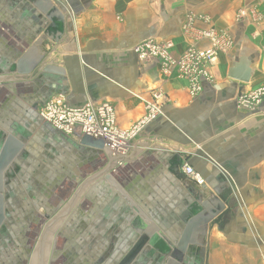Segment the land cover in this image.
<instances>
[{
	"label": "crops",
	"instance_id": "crops-1",
	"mask_svg": "<svg viewBox=\"0 0 264 264\" xmlns=\"http://www.w3.org/2000/svg\"><path fill=\"white\" fill-rule=\"evenodd\" d=\"M54 7L61 18L48 15ZM210 30L230 43L195 95L176 67L164 74L160 59L133 50L154 39L179 58L208 48ZM238 64L247 83L229 76ZM15 75L25 78L0 81V150L11 137L20 143L0 185L4 224L18 237L5 264H30L47 223L86 179L47 264H264V104L237 103L264 89V0H0V76ZM55 96L109 101L121 129L148 105L159 113L119 168L106 149L43 119ZM219 207L204 230L200 216Z\"/></svg>",
	"mask_w": 264,
	"mask_h": 264
},
{
	"label": "built area",
	"instance_id": "built-area-1",
	"mask_svg": "<svg viewBox=\"0 0 264 264\" xmlns=\"http://www.w3.org/2000/svg\"><path fill=\"white\" fill-rule=\"evenodd\" d=\"M211 40L208 48L190 46L179 58H174L168 43H158L154 39L144 40L133 47L140 59L158 58L162 63V71L169 74L172 67L188 79L191 92L195 95L201 90V80L212 81L209 65L218 52L229 45V40L210 30L204 33ZM240 107L255 111L264 104V89L240 94L237 99ZM159 113V109L148 105L147 115L127 129L116 125L114 107L109 101H88L73 106L63 96L49 99L40 109V115L55 128L74 137L85 135L102 139L105 149L114 157L117 167L124 164L130 150V141L142 132ZM184 173L196 184L203 185L204 179L191 166L184 165Z\"/></svg>",
	"mask_w": 264,
	"mask_h": 264
},
{
	"label": "water",
	"instance_id": "water-1",
	"mask_svg": "<svg viewBox=\"0 0 264 264\" xmlns=\"http://www.w3.org/2000/svg\"><path fill=\"white\" fill-rule=\"evenodd\" d=\"M85 2L86 0H81ZM64 11L63 8H61ZM49 16L53 18H61V14L59 10L54 7L51 9ZM40 42V41H39ZM41 43V42H40ZM39 43V44H40ZM38 63V61L36 62ZM37 65V64H36ZM33 65L27 66L24 69H21V73H30L32 70L36 69ZM46 70L47 68H43ZM59 72V71H58ZM229 76L233 79L239 80L243 83H247L250 79V70L245 64L236 65L229 73ZM25 75H15V76H0V81L4 80H14V79H24ZM80 143L88 148L105 149V142L102 139L92 138L91 136L85 135L80 139ZM20 148V143L15 144V140L11 137L2 150H0V185L2 183V174L3 172H9L11 170V162L16 158L18 149ZM117 167V166H116ZM120 168V167H119ZM89 181L86 179L75 191L72 198L61 208V210L47 223L40 240L32 254L30 264H47L48 256L50 252V247L53 239V234L58 229L60 224L63 222L65 217L68 215L70 210L73 208L75 203L78 201L80 196L83 194L85 189L88 187ZM2 187H0V192H2ZM220 207L211 214L206 215L205 217L200 216V223L203 225V229L205 230V226L211 222H213L214 218H216L217 214L220 212ZM4 219L3 213V196L0 195V225ZM179 248L183 252L185 249V245H180ZM180 253V256L182 255ZM180 258V257H179ZM181 261V260H180ZM121 263V264H125Z\"/></svg>",
	"mask_w": 264,
	"mask_h": 264
},
{
	"label": "flooded vegetation",
	"instance_id": "flooded-vegetation-1",
	"mask_svg": "<svg viewBox=\"0 0 264 264\" xmlns=\"http://www.w3.org/2000/svg\"><path fill=\"white\" fill-rule=\"evenodd\" d=\"M3 213L5 219V216H8V213L4 211ZM4 219L0 225V264H5V258L6 256H9L10 248H13V246H15V248L18 247V244L15 241L18 237L17 236L13 237V235L16 234L15 232L16 230L7 228L6 225L4 224Z\"/></svg>",
	"mask_w": 264,
	"mask_h": 264
}]
</instances>
